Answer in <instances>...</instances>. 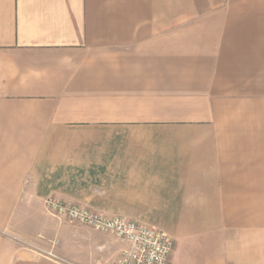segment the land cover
Returning <instances> with one entry per match:
<instances>
[{
  "label": "crops",
  "instance_id": "obj_1",
  "mask_svg": "<svg viewBox=\"0 0 264 264\" xmlns=\"http://www.w3.org/2000/svg\"><path fill=\"white\" fill-rule=\"evenodd\" d=\"M264 264V0H0V264H115L44 200Z\"/></svg>",
  "mask_w": 264,
  "mask_h": 264
},
{
  "label": "built area",
  "instance_id": "obj_2",
  "mask_svg": "<svg viewBox=\"0 0 264 264\" xmlns=\"http://www.w3.org/2000/svg\"><path fill=\"white\" fill-rule=\"evenodd\" d=\"M46 210L70 222L87 225L111 234L128 245L115 264H169L175 250V240L166 233L143 226L126 217H106L92 210L49 197L44 201Z\"/></svg>",
  "mask_w": 264,
  "mask_h": 264
},
{
  "label": "rangeland",
  "instance_id": "obj_3",
  "mask_svg": "<svg viewBox=\"0 0 264 264\" xmlns=\"http://www.w3.org/2000/svg\"><path fill=\"white\" fill-rule=\"evenodd\" d=\"M45 201V200H44ZM44 208H45V206H44ZM46 209V208H45ZM47 211V210H46ZM48 212V211H47ZM65 223H68V224H77V223H74V222H70L69 220H63Z\"/></svg>",
  "mask_w": 264,
  "mask_h": 264
}]
</instances>
